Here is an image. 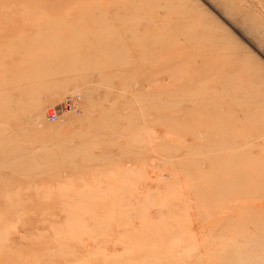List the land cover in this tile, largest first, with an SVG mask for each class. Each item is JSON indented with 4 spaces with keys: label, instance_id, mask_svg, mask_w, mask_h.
<instances>
[{
    "label": "rangeland",
    "instance_id": "rangeland-1",
    "mask_svg": "<svg viewBox=\"0 0 264 264\" xmlns=\"http://www.w3.org/2000/svg\"><path fill=\"white\" fill-rule=\"evenodd\" d=\"M0 22V264H264V0H0Z\"/></svg>",
    "mask_w": 264,
    "mask_h": 264
},
{
    "label": "bare ground",
    "instance_id": "bare-ground-1",
    "mask_svg": "<svg viewBox=\"0 0 264 264\" xmlns=\"http://www.w3.org/2000/svg\"><path fill=\"white\" fill-rule=\"evenodd\" d=\"M59 2H64V0H58ZM65 1H68V0H65ZM104 13H110V11H108V9H104V10H102ZM100 16H103L104 18H99V17H91V21L93 22V23H95V22H98L99 24L100 23H102L104 20H106V17L104 16V15H100ZM3 21V20H2ZM1 23V22H0ZM2 26H10V23L8 22H2V24H0V27H2ZM218 43V42H217ZM58 89V88H57ZM59 92H61L60 90H56L54 93H52V97H54V96H57L58 94H59ZM79 95L83 98V99H85V101H87V95L85 94V93H79ZM66 97H70V96H66ZM72 99H76V104L78 105V101H77V98H73V97H71ZM40 105L39 104H33V106L31 107V110H30V113H32V115L33 116H35V117H40V115H41V113H40ZM72 111H74V110H72ZM68 113H71V111L70 112H68ZM257 134L255 133V132H253L252 134H248L247 135V137L245 138V144H248L251 140H256V139H258L257 138ZM243 246V245H242ZM241 246V247H242ZM245 246V245H244ZM236 254H237V252H236ZM243 256L242 255H239L238 256V262H237V264H245V262L243 261ZM246 263H248V260H246Z\"/></svg>",
    "mask_w": 264,
    "mask_h": 264
},
{
    "label": "built area",
    "instance_id": "built-area-1",
    "mask_svg": "<svg viewBox=\"0 0 264 264\" xmlns=\"http://www.w3.org/2000/svg\"><path fill=\"white\" fill-rule=\"evenodd\" d=\"M76 107H77L76 99H72L71 97H64V99L59 105L49 107L47 111V119L50 122H54L63 113H68L72 110L76 111L77 109Z\"/></svg>",
    "mask_w": 264,
    "mask_h": 264
}]
</instances>
